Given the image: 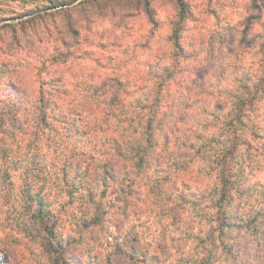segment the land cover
<instances>
[{
    "label": "rangeland",
    "instance_id": "374dc122",
    "mask_svg": "<svg viewBox=\"0 0 264 264\" xmlns=\"http://www.w3.org/2000/svg\"><path fill=\"white\" fill-rule=\"evenodd\" d=\"M149 1L155 24L141 0L104 8L78 22L80 48L52 63L44 53L56 56L63 16L42 10V0H0V264H102L123 238L136 244L134 233L160 245L166 264H198L202 244L213 248L221 205L233 221L231 251L219 250L215 264H264V0H182L184 16L178 0ZM116 79L127 84L120 98L135 112L130 123L127 114L108 119L102 93L87 104ZM154 83L163 84L157 110L176 129L167 161L188 168L151 170L118 194L119 182L102 186L86 167L114 158L125 168L116 153L139 137L136 116L146 121ZM89 191L109 215L85 245L74 238L95 207ZM171 207L182 210L174 224Z\"/></svg>",
    "mask_w": 264,
    "mask_h": 264
},
{
    "label": "trees",
    "instance_id": "16d2710c",
    "mask_svg": "<svg viewBox=\"0 0 264 264\" xmlns=\"http://www.w3.org/2000/svg\"><path fill=\"white\" fill-rule=\"evenodd\" d=\"M45 2V5H41L42 10H55L52 15H62L64 19V28L65 32H63L60 37L53 41V46L51 47L52 53H56V56L51 57L50 51L47 53H44L46 56L45 60L53 62H58L61 58L64 57V59L67 60L70 56H72L73 51L71 50L73 47L75 49L80 48L82 44V40H80V31L77 29L78 22L81 24L82 20H89L94 15H102V10L107 7L115 6L119 3H134V0H42ZM145 2V13L147 14V17L150 21V23L155 24L156 19L153 15V12L150 7V1L149 0H141ZM178 7L180 8V15H185V4L182 2V0H178L177 2ZM100 11V12H99ZM78 16H83L82 19H78ZM181 24V23H180ZM176 26H179L176 25ZM177 30V27H176ZM176 34V31H175ZM74 38L73 41H71V38ZM45 62V61H44ZM45 65V63H44ZM106 86H108L106 89H104ZM127 84L122 83L119 81V79H116L114 83H103L99 89H96L93 91L94 93L87 97V104H94V101L97 100L94 95L96 92L102 93L101 102L104 105V108L106 109V115L108 119H119V115L124 114L126 116L127 123H130L131 119L135 120V115H133L135 112L133 111L131 113V116L128 115L130 113V107H125L126 99L120 98V92H124L125 94H128ZM163 84L162 83H154L152 87V96L154 98V101L151 105H144L141 107V110H148L146 116V121L143 122V118L140 114H138L136 117L141 118L139 121L141 131L139 132V137L135 139H129L126 140V151L124 150H118L117 156L121 158L124 161L125 168L118 167V163L115 162V160H108L104 163H99L98 165L92 166L91 164H88L86 169L88 171L92 170L95 172L96 178L99 180L100 185H105L109 181L119 182V186H117V189L115 192H125L126 187L133 186V188L138 184V182H141V179L144 178L142 176L144 173H149V171H153L156 173H162L165 175L173 174L176 172V170L181 169V171L187 170V162L183 163L181 167H173V164L177 162V158H173L172 163H169L167 161V156L170 155V144H171V136L175 134L176 129L174 127H170L169 123H166L165 117L166 114H160L159 110H157L159 106V95L161 93ZM104 92V93H103ZM43 94V93H41ZM107 101H109L107 103ZM40 103L43 108H48L47 99H45L44 96H41ZM156 103V104H155ZM84 109H81L79 112L88 113L90 112V107L86 109V105H83ZM101 108V105H99ZM122 106V107H121ZM70 110V109H69ZM73 110V107L70 111ZM121 111V113H120ZM43 118H46L45 114H43ZM42 121V120H41ZM169 126V128H168ZM129 129H126V132ZM125 132V133H126ZM124 133V134H125ZM122 134V135H124ZM130 137V136H129ZM135 140V141H134ZM230 152V151H227ZM232 157V153H229ZM91 157V156H90ZM89 157V158H90ZM225 157V156H223ZM92 158V157H91ZM223 159V158H222ZM71 166L69 165L68 168ZM225 167V164H224ZM82 168V167H81ZM124 170V171H123ZM226 170V168H225ZM120 171L124 172V175L120 177ZM180 171V170H179ZM180 171V172H181ZM80 172V171H79ZM145 175V174H144ZM148 175V174H147ZM146 175V176H147ZM224 171L221 173V177H224ZM179 177V176H178ZM224 180V183H228L227 177ZM164 180H168L167 177H165ZM222 180V179H221ZM116 182V183H117ZM126 182V187L122 186L123 183ZM183 184V187H186V183ZM118 185V184H117ZM122 187V188H121ZM135 191L134 189H130L128 191L129 194H133ZM156 191L159 190V187H157ZM229 189L228 187H224V189H220L218 191L219 193H222L223 196H226ZM85 192V191H84ZM127 193V194H128ZM182 192L177 193L178 201L174 205H179L180 208H183V204L181 203L182 200L185 202L184 197L182 199ZM86 194V193H84ZM88 201L94 205V209L90 212H85V216H87L86 219L82 222L83 229H81L79 232H77V237L74 238L78 243H84L85 245L87 242L84 240L87 238L88 240L93 239L95 234L97 232H100L97 228L101 223L99 221V218L103 217L104 215H109V210L105 209L104 211L101 210V204L100 201L98 202V193L97 192H88ZM123 200V199H121ZM137 200V197H136ZM180 201V202H179ZM129 201L123 200V205L121 206V214L124 213V215L127 217V212L129 209ZM186 203V202H185ZM103 206V205H102ZM124 208H127V210L124 211ZM124 211V212H123ZM182 211V210H181ZM181 211H178L175 207H171L170 211L167 212L170 219H172L173 224L177 222L178 213ZM91 214V215H90ZM90 215V217H88ZM216 215V217H215ZM218 215V216H217ZM106 216V217H107ZM212 216L214 217V220H219V226L216 227V231H218L217 236H214L213 233L211 234V238L209 240L210 243H212L213 248L210 251L207 249V244H202V250L204 257H199V263L198 264H215V262H221L223 259L220 257L221 253L220 251H227L226 257L229 256V253L231 251L228 250V244H227V238L226 234L230 227L233 225V221L231 220L229 214L227 213L226 209L221 206H216L214 208V211L212 213ZM105 217V218H106ZM117 219V216H113L112 218H109L108 221L117 224L119 223ZM117 222V223H116ZM210 222V221H209ZM212 223V218H211ZM73 231H78V229L74 230V227H72ZM215 232V231H214ZM134 238H136V244L130 243V239L123 238V241L121 245H117L116 249L112 251L109 254V257L104 263L102 264H166L168 260H165V251L164 249H160V245L154 246V244H148L144 243L138 233H134ZM208 238V237H203ZM217 240V242H215ZM204 241V239H203ZM69 242V241H68ZM108 244V243H107ZM70 245V244H69ZM222 245V249L220 247ZM71 247L65 248L66 251L69 253ZM162 250V252L160 251ZM204 258V259H203ZM229 258V257H228ZM132 262V263H128ZM65 264H70L69 262H64ZM187 264V263H184Z\"/></svg>",
    "mask_w": 264,
    "mask_h": 264
}]
</instances>
